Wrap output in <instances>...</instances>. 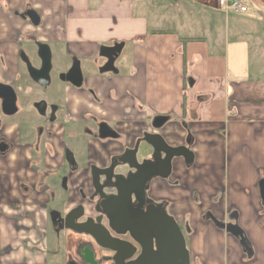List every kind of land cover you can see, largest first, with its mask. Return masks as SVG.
I'll return each instance as SVG.
<instances>
[{
    "label": "crops",
    "instance_id": "1",
    "mask_svg": "<svg viewBox=\"0 0 264 264\" xmlns=\"http://www.w3.org/2000/svg\"><path fill=\"white\" fill-rule=\"evenodd\" d=\"M140 1L0 0V84L21 81V51L39 65L37 43L84 71L80 87L63 81L41 125L4 115L0 101V264H105L89 236L51 215L80 205L100 215L91 169L135 147L150 159L147 134L192 154L146 190L179 226L190 264H264V6L249 0L245 20L218 0H145L149 15ZM118 46L102 73L101 49ZM156 116L168 118L157 129ZM99 123L118 138L100 140Z\"/></svg>",
    "mask_w": 264,
    "mask_h": 264
},
{
    "label": "water",
    "instance_id": "2",
    "mask_svg": "<svg viewBox=\"0 0 264 264\" xmlns=\"http://www.w3.org/2000/svg\"><path fill=\"white\" fill-rule=\"evenodd\" d=\"M258 1L264 6V0ZM27 16L34 25L38 23V17L32 11L27 12ZM36 46L37 56L41 61L39 68L32 65L23 51L20 52V59L26 66L29 78L38 86L46 88L50 83L51 51L46 44L37 43ZM120 48L101 49V55L107 59L101 69L102 73L112 69ZM60 79L74 87H80L83 76L79 61L74 59L68 72L61 75ZM0 101L4 115L12 116L17 112L16 94L12 87L0 84ZM167 120V117L156 116L152 126L160 128ZM97 136L100 140L118 138L106 123L97 125ZM145 142L152 149L150 159L144 157L139 161L138 148L135 147L114 158L108 168L91 169L92 184L98 195L97 208L101 216L95 219L85 218L84 209L77 207L63 217L53 213L51 220L59 229L89 236L101 252L109 254L100 263L190 264L179 226L159 206L147 200L146 190L153 178H166L169 175L173 158L183 157L189 164L192 154L186 147L167 146L158 134L145 135ZM259 188L260 191L264 190V181L259 183ZM108 189L115 194L107 196L105 191ZM81 219L84 220L80 221ZM226 229L243 239L238 228L230 226ZM126 234L132 242L117 237Z\"/></svg>",
    "mask_w": 264,
    "mask_h": 264
},
{
    "label": "rangeland",
    "instance_id": "3",
    "mask_svg": "<svg viewBox=\"0 0 264 264\" xmlns=\"http://www.w3.org/2000/svg\"><path fill=\"white\" fill-rule=\"evenodd\" d=\"M145 0H141V7L139 9L140 12L144 13V14H150L151 9L147 8V9H143V2ZM155 1H159V0H155ZM241 2L244 5H247V7L252 8L251 3L249 2V0H241ZM142 9V10H141ZM169 13V12H168ZM222 13V12H221ZM223 15H225V13H222ZM229 15H232L233 17H242L246 20V17L248 16L247 14H243V15H236V14H231L228 13ZM226 14V15H228ZM165 16V15H164ZM248 18V17H247ZM27 51H29L30 49H32L31 47H26ZM30 53L31 50L29 51ZM58 58H56V56L53 55V57H51V70L49 73V77H50V84L46 87V88H42L40 86H38L37 84H35L28 76L26 70L25 73H23V76L21 78V81L17 82V84L12 87V89L14 90L15 94H16V105L18 108V112L16 114V116H14V119L16 120H21L22 122H24L25 124L27 123V120L31 121V123L33 125L36 124H42L43 123V116L46 118H49L50 114V101L52 100H56L58 101L59 98H61L62 96V89L64 86L63 81H61L60 76L67 70L69 69V64H65L64 59L60 60V64L59 62H57ZM105 59V58H103ZM102 58L99 59V64H101V61H104ZM106 60V59H105ZM66 66V67H65ZM81 72L84 74L83 69L80 67ZM40 103H44L46 108H45V113L42 115L38 112V110H36V108L38 107V105ZM42 115V116H41ZM27 118V119H25ZM107 253L103 252L102 256L107 257ZM106 264V263H105Z\"/></svg>",
    "mask_w": 264,
    "mask_h": 264
},
{
    "label": "flooded vegetation",
    "instance_id": "4",
    "mask_svg": "<svg viewBox=\"0 0 264 264\" xmlns=\"http://www.w3.org/2000/svg\"><path fill=\"white\" fill-rule=\"evenodd\" d=\"M27 55V54H26ZM28 56V55H27ZM29 57V59H30V61H31V58H30V56H28ZM35 57H36V59L39 61V65L37 66V67H35L34 65H33V63H32V61H31V63H32V65L35 67V68H39L40 67V65H41V61H40V59L38 58V56H37V51H36V55H35ZM21 60V59H20ZM22 62V61H21ZM23 63V62H22ZM24 64V63H23ZM25 65V64H24ZM26 67V66H25ZM50 84V83H49ZM17 106V105H16ZM50 109H51V111H50V116H49V118L50 119H52L53 118V116L55 115V112L57 111V106L56 105H52V104H50ZM45 108H46V106H45V104L44 103H40L39 105H38V107L36 108V110H38V112L40 113V114H44L45 113ZM17 112H18V108H17ZM16 112V113H17ZM15 113V114H16ZM14 114V115H15ZM48 118V119H49ZM43 130H44V127H40L39 128V131H40V134L43 132ZM40 142H41V138H40ZM69 159H71V156L69 155V153L67 154V160H69ZM97 168V167H96ZM100 169V168H99ZM91 173V172H90ZM92 178V177H91ZM94 188V187H93ZM95 191V190H94ZM95 193H96V191H95ZM97 194V193H96ZM105 194L107 195V196H110V195H113V194H115V192L113 191V190H106L105 191ZM77 207H82L83 208V206L82 205H80V206H77ZM76 207V208H77ZM84 209V208H83ZM84 213H85V209H84ZM98 216H101V214L100 215H98ZM97 216V217H98ZM96 218V217H95ZM95 218H92V219H95ZM119 239H122V240H125V241H131V239H130V237L126 234V235H122V236H117ZM132 242V241H131ZM138 255V253L135 255V257ZM134 257V258H135Z\"/></svg>",
    "mask_w": 264,
    "mask_h": 264
},
{
    "label": "built area",
    "instance_id": "5",
    "mask_svg": "<svg viewBox=\"0 0 264 264\" xmlns=\"http://www.w3.org/2000/svg\"><path fill=\"white\" fill-rule=\"evenodd\" d=\"M217 8L220 12L225 14H247L249 16L251 14L249 7H247V5H244L240 0H218Z\"/></svg>",
    "mask_w": 264,
    "mask_h": 264
}]
</instances>
